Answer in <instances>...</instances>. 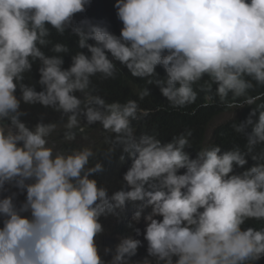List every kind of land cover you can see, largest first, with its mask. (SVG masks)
<instances>
[{
    "label": "clouds",
    "instance_id": "9594fccd",
    "mask_svg": "<svg viewBox=\"0 0 264 264\" xmlns=\"http://www.w3.org/2000/svg\"><path fill=\"white\" fill-rule=\"evenodd\" d=\"M90 2L0 0V121H8L6 130L0 128V194L11 188L26 193L19 205L16 192L0 198V264H130L141 240L121 236L114 251L103 249L111 254L105 261L97 237L104 231L101 217L119 216L137 202L141 207L128 227L140 236L135 224L150 209L143 216V239L155 264H254L264 257V228L242 225L264 221V150L253 154L264 145V104L233 125L245 136L246 151L236 146L222 152L213 145L191 158L190 130L170 142L136 136L132 121L149 112L135 100L106 103L90 85L96 75L114 79L119 62L158 87L175 108L196 101L194 85L214 91L221 103L229 94L233 101L244 98L227 102L228 108L253 105L264 95H247L253 82L264 86V0H116L119 36L90 21L74 24ZM49 26L61 35L71 29L87 54L77 52L64 69L59 54L69 52L66 45H52L57 55L42 51L51 43ZM37 61L41 91L21 83ZM157 66L166 79L157 78ZM149 95L148 88L139 93L140 99ZM21 102L67 117V141L75 140L81 117L114 134L109 142L132 160L122 188L109 195L91 178L104 167H88L90 148L54 154L46 138L57 125L41 121L29 128ZM249 156L255 164L234 173Z\"/></svg>",
    "mask_w": 264,
    "mask_h": 264
},
{
    "label": "trees",
    "instance_id": "16d2710c",
    "mask_svg": "<svg viewBox=\"0 0 264 264\" xmlns=\"http://www.w3.org/2000/svg\"><path fill=\"white\" fill-rule=\"evenodd\" d=\"M116 0H91L90 5L86 6V10L83 13H78L74 17V24L80 25L82 21H90L93 24H99L105 27L111 33L119 36L120 30L122 28V23L119 21L116 15V8L114 5ZM50 36L49 40L51 43L42 48V51L46 55L52 56L57 55L51 51L53 44L61 43L69 48L68 53H61L59 55L63 56V68L68 69L71 66V57L79 51H83L87 54L86 49H79L77 43V37L71 32V29L66 30V32L61 35L49 26ZM89 43H94L89 41ZM116 63V76L114 79H103L100 75H96L91 78L90 88L94 89L93 95L101 96L106 103L120 102L124 103L128 100H135L141 109H145L149 112V115L143 117L139 120L132 121V127L136 136L141 134L156 135L158 139L162 142H170L175 136H179L182 133L191 131L192 135L188 137L191 148L186 149L190 154L191 158H195L198 151L209 146H220L222 152L230 150L236 146L246 151L245 136L235 132L233 125L246 121L250 112L253 108H257L258 105L264 104V95L260 97L253 105H245L243 108H228L227 102L243 103L244 98H236L233 101V97L229 94L228 100L225 103H221L219 97L213 93H206L200 91L198 85H194V90L197 91V99L191 105L184 108H175L162 96L160 90L155 85H148L146 79L133 77L126 67L121 65L119 62ZM157 78L166 79V72L162 66H157L155 69ZM40 79L39 76V61L33 64L31 72L24 74V79L21 83L29 86H35L37 91H41V87L38 84ZM252 90L247 93L248 96H258L264 91V86L255 85ZM148 88L150 93L149 96L140 99L139 93L141 90ZM19 98L20 92L19 87L16 92ZM78 98L83 100V95L81 93H76ZM205 95L211 98H207ZM207 98V99H206ZM231 109H236L234 113L235 119L226 121L225 123L217 126L212 132L209 142L204 145L206 138V129L209 123L217 116L230 111ZM21 111L26 112L27 115L22 116V121L28 126L33 127L38 123L43 121L44 123H55L59 125L67 120V117H62L61 113L54 111L52 108H45L39 104H24L21 102ZM83 118V117H81ZM2 124L8 125V121H0ZM251 129L249 128L248 131ZM114 138V134L108 133L101 144L92 148L94 153L93 157L90 158L88 167H94L96 163H101L104 167L103 172L96 173L93 179H96L99 186L106 188L109 195L112 192L120 190L123 186V176L131 166L132 160L127 154L122 153L120 146H114L109 141ZM115 148V151L109 152L110 148ZM264 150V145H258L254 149V153H259ZM121 155L124 156V160L121 161ZM248 163L244 168L234 167V173H241L255 164L251 157H247ZM183 170H181L182 174ZM140 205L139 202L136 204L129 203L123 212H120L119 216L109 215L106 217H101L100 222L103 225V233L97 237V243L100 249L108 248L114 251L118 242L116 238L121 236L132 235L136 237L131 228L128 227L130 222L133 223L129 216V211L134 207ZM118 212L120 210H117ZM134 224V223H133ZM248 227H253L259 230L264 228V221L249 220L244 225L242 229H247ZM102 258L107 261L111 259V254L105 256L101 252ZM139 252L137 250V255L132 257L130 264H133V259L138 257ZM175 259V258H174ZM254 264H264V257L260 260L254 262Z\"/></svg>",
    "mask_w": 264,
    "mask_h": 264
},
{
    "label": "rangeland",
    "instance_id": "374dc122",
    "mask_svg": "<svg viewBox=\"0 0 264 264\" xmlns=\"http://www.w3.org/2000/svg\"><path fill=\"white\" fill-rule=\"evenodd\" d=\"M235 111L236 109H231L230 111L222 113L221 115L214 118L209 123L206 129L205 140H208L210 138L212 132L217 126L225 123L226 121L235 119L234 118V116L236 115V113H234ZM66 123H67V120L57 125L55 130L46 138L48 141L46 146L50 147L53 150L54 154L56 153L70 154L74 150H80L85 147L90 148L92 150V148L98 147L101 144V141H103L105 136L109 133L103 130L102 126L99 124H93V125L88 126L84 118H81L80 125L73 129V131L76 133L75 140L67 141L64 139V133L66 131V128H65ZM7 127L8 125L0 123V128H4L6 130ZM29 128H33V127H29ZM81 128L83 129L82 131L80 130ZM12 192L17 193L16 200H15V203H17V205H19L25 200L26 193H20L19 190L16 188H11L9 192L0 194V198H3L4 195H11ZM135 212L130 214L131 219L133 215L135 214ZM147 213H144L143 211L141 221L138 224H135V227L140 229L141 235L136 236L135 233L133 235L136 236L134 238L141 240V246L138 248V252L140 256L135 257L133 259V264H138V262L143 261L145 258L152 260L153 264H155L154 259L151 257H148L147 242L144 241L143 239V230L145 228L143 216L146 215ZM133 223H135V221H133ZM0 227H3L2 218H0ZM119 238H116V242H119ZM103 249L105 248L100 249L101 252H103Z\"/></svg>",
    "mask_w": 264,
    "mask_h": 264
},
{
    "label": "bare ground",
    "instance_id": "6f19581e",
    "mask_svg": "<svg viewBox=\"0 0 264 264\" xmlns=\"http://www.w3.org/2000/svg\"><path fill=\"white\" fill-rule=\"evenodd\" d=\"M211 136H212V134H211ZM211 136H210V138H211ZM209 138V139H210ZM208 139V140H209ZM208 140H205L204 141V145H206L209 141ZM140 207H141V204L140 205H138V206H136V207H134L133 209H131L130 211H129V216H130V214H132L133 212H135L136 210H139L140 209ZM150 211V209H148V208H145L144 209V213H147V212H149Z\"/></svg>",
    "mask_w": 264,
    "mask_h": 264
}]
</instances>
